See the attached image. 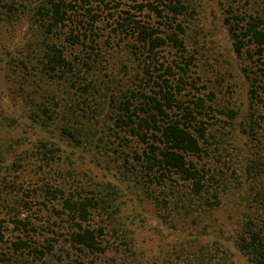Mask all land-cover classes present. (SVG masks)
Instances as JSON below:
<instances>
[{
    "label": "trees",
    "instance_id": "1",
    "mask_svg": "<svg viewBox=\"0 0 264 264\" xmlns=\"http://www.w3.org/2000/svg\"><path fill=\"white\" fill-rule=\"evenodd\" d=\"M158 3L164 9L152 6L156 17L164 20L166 11L171 14L170 17L167 14L171 20L168 32L138 20L128 22L127 17L113 18L116 31L129 34L130 29L140 44L137 50L142 49L144 54L143 74L138 83L126 89L114 106L95 82L102 63L97 33L102 14L96 12L89 0H36L34 40L21 56L10 59L9 63L20 86L19 96L33 108L31 116L34 127L39 130V139L30 149L18 151L10 145L6 150L14 151L12 166L23 170L29 164L41 177L42 195L54 207L58 218H65L64 223L69 225L67 242L80 254L112 253L116 260H121L120 264H234V251L221 234L204 237L188 231L173 239L172 246L171 243L159 245L154 254L140 252L130 234L132 225L120 219L121 210L114 202L111 189L116 186L93 188L78 175L83 163L79 149H103V139L98 137V128L103 126L101 117L115 109L118 116L115 125L136 137L140 149L132 155L137 165L125 157L124 164L119 166L127 176L136 178L133 176L140 173L145 184L158 187L180 181L189 185L191 199L201 206L211 208L221 204V197L213 191L205 171L189 159L203 152V142L207 140L204 119L209 117L206 111L213 107L207 106L204 98L196 93L188 92L191 99H186V90L200 92L194 63L185 45L186 30L178 21L188 7L180 0L175 3L158 0ZM4 6L10 14L17 10L9 0ZM105 8L110 9L109 3L104 4ZM229 13L226 22L234 39V51L238 55L246 54L253 63L250 99L264 104V13L252 15L233 10ZM168 47L176 52L174 59L164 54ZM40 75L49 83L55 79L63 82L65 89L62 87L58 94L51 87L42 97H30L27 89ZM1 146L0 164L6 156ZM254 182L263 206L245 214L234 246L251 264H264V178L260 176ZM164 203L163 200L158 204ZM96 213L103 217L104 224H91ZM192 213L185 204L171 211L172 219L182 224L188 223L186 219ZM3 222L0 220V243L4 239ZM16 224L28 230L29 223L17 220ZM190 227L197 228V221H191L187 228ZM112 238L114 241L110 242ZM55 242L54 238L48 239L47 247L41 251L32 249L30 240L20 239L12 245L16 253L31 250L42 260L45 256L52 257ZM41 264L64 263L58 258L56 263L42 261ZM69 264L76 262L71 260Z\"/></svg>",
    "mask_w": 264,
    "mask_h": 264
},
{
    "label": "rangeland",
    "instance_id": "2",
    "mask_svg": "<svg viewBox=\"0 0 264 264\" xmlns=\"http://www.w3.org/2000/svg\"><path fill=\"white\" fill-rule=\"evenodd\" d=\"M89 1L103 17L97 23L102 63L101 71L95 74V82L97 89L99 86L115 106L124 91L132 89L142 76L144 54L142 49L137 50L140 44L130 29L129 34L116 31L114 19L127 17L128 22L134 19L154 25L161 32H168L171 14L166 11L164 20L156 17L151 7L156 5L164 9L158 0ZM162 1L170 3L171 0ZM172 1L175 3V0ZM180 1L188 7L178 21L186 30L185 45L194 63L196 85L200 88V92L186 90V99H191L188 92L196 93L204 98L207 106L213 107V110H205L209 117L204 119L207 140L203 142V152L189 159L205 171L213 191L221 197V204L211 208L201 206L197 200L191 199L189 185L180 181L158 187L145 184L140 173L133 176L136 178L127 176L119 166L124 164L125 157L129 163L137 165L132 155L140 149L136 137L115 125L118 117L115 109L106 111L101 117L103 126L98 128V137L103 139V149H79L83 163L82 167L79 166L78 175L93 188L101 189L107 184L116 186L111 189L114 202L121 210L120 219L122 223L132 225L130 234L140 252L154 254L158 252L159 245H168L177 236L195 231L204 237L223 235L234 251V264H251L246 256L237 251L234 241L248 210L263 206L261 199L257 198L260 192L254 181L260 176L264 178V104L250 99L253 63L246 54L238 55L234 51V39L226 19L230 10L263 15L264 0ZM9 2L17 9L11 14L4 6L6 0L0 3V145L6 154L2 160L4 163L0 164V220L4 221L0 264L56 263L58 258H62L64 264H69L71 260L76 264H120L121 260H116L112 253L103 256L80 254L72 248L67 242L69 225L64 223L65 218H58L54 207L42 195L41 177L29 164L23 170L17 165L12 166L14 151L6 149L10 145L18 151L30 149L39 139V130L34 127L31 116L33 108L19 96L20 86L9 63L10 59L21 56L34 40L37 28L33 15L37 5L36 0ZM105 3H109L110 9H104ZM117 4L118 8H114ZM164 54L170 59L176 56V52L169 47ZM107 65L108 70H105ZM47 82L42 75L34 78L27 89L30 97H42L51 87L58 94H61L62 87L65 89V84L56 79L49 83V87ZM163 200L169 205L158 204ZM184 204L189 207L190 213L194 212L186 219L188 223H177L176 219H172L171 211ZM57 208L61 207L57 205ZM17 220L29 223L28 230L16 224ZM102 220L103 217L96 213L91 224H104ZM194 220L198 227L188 229V224ZM51 238L57 241L56 249L52 257L45 256L42 260L31 250L16 253L12 245L20 239L30 240L32 249L41 251ZM113 241V238L110 239V242Z\"/></svg>",
    "mask_w": 264,
    "mask_h": 264
}]
</instances>
